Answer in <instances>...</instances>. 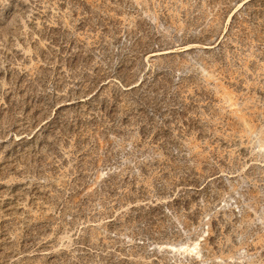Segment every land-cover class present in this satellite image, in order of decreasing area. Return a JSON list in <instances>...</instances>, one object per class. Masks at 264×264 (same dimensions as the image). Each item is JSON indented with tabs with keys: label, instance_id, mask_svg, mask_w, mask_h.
Wrapping results in <instances>:
<instances>
[{
	"label": "rangeland",
	"instance_id": "1",
	"mask_svg": "<svg viewBox=\"0 0 264 264\" xmlns=\"http://www.w3.org/2000/svg\"><path fill=\"white\" fill-rule=\"evenodd\" d=\"M0 264H264V0H0Z\"/></svg>",
	"mask_w": 264,
	"mask_h": 264
}]
</instances>
